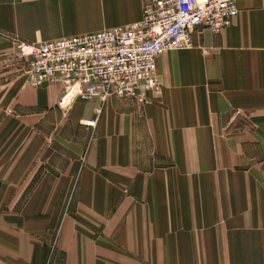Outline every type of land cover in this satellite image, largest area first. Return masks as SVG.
Masks as SVG:
<instances>
[{
  "label": "crops",
  "instance_id": "0c3cea01",
  "mask_svg": "<svg viewBox=\"0 0 264 264\" xmlns=\"http://www.w3.org/2000/svg\"><path fill=\"white\" fill-rule=\"evenodd\" d=\"M150 2L0 0V264H264V0L159 54L144 103L60 108L56 85L27 82L16 42L124 25Z\"/></svg>",
  "mask_w": 264,
  "mask_h": 264
},
{
  "label": "built area",
  "instance_id": "2783aa9c",
  "mask_svg": "<svg viewBox=\"0 0 264 264\" xmlns=\"http://www.w3.org/2000/svg\"><path fill=\"white\" fill-rule=\"evenodd\" d=\"M237 1L151 0L137 21L39 43L18 41L16 55L25 60L30 86L58 87L60 108L91 98L144 103L161 91L157 56L191 46L197 27L218 33L229 26Z\"/></svg>",
  "mask_w": 264,
  "mask_h": 264
},
{
  "label": "rangeland",
  "instance_id": "374dc122",
  "mask_svg": "<svg viewBox=\"0 0 264 264\" xmlns=\"http://www.w3.org/2000/svg\"><path fill=\"white\" fill-rule=\"evenodd\" d=\"M16 49V48H15ZM10 56V55H9ZM15 56V55H14ZM17 56V55H16ZM15 56V57H16ZM17 58L19 59V61L22 59V58H19L18 56H17ZM23 60V59H22ZM24 62H25V60H23ZM136 104H138V103H136Z\"/></svg>",
  "mask_w": 264,
  "mask_h": 264
}]
</instances>
